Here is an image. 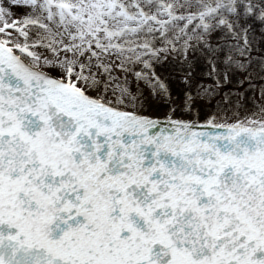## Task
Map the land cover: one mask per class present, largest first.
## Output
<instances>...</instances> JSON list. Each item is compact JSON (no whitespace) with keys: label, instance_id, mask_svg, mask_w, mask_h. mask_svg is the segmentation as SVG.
Returning <instances> with one entry per match:
<instances>
[{"label":"snow or ice","instance_id":"snow-or-ice-1","mask_svg":"<svg viewBox=\"0 0 264 264\" xmlns=\"http://www.w3.org/2000/svg\"><path fill=\"white\" fill-rule=\"evenodd\" d=\"M0 264H264V0H0Z\"/></svg>","mask_w":264,"mask_h":264}]
</instances>
